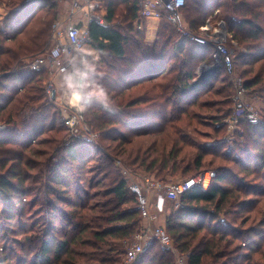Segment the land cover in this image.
<instances>
[{
	"label": "trees",
	"instance_id": "trees-1",
	"mask_svg": "<svg viewBox=\"0 0 264 264\" xmlns=\"http://www.w3.org/2000/svg\"><path fill=\"white\" fill-rule=\"evenodd\" d=\"M0 1L8 10L0 27V124L7 126L0 134V264H122L123 245L143 220L128 180L114 170L117 161L133 176L165 185L215 171L208 190L181 196L166 232L188 264H264V235L255 232L264 227V206L251 216L261 203L254 198L264 199V120L242 121L247 145L224 143L232 87L223 69L208 81L197 73L211 64L212 45L179 35L165 19L148 45L133 27L139 1L117 0L127 11L118 21L114 0H107L106 25L90 26L99 53L90 78L103 85L107 107L94 101L85 110L107 141L105 154L104 144L77 136L64 142L69 130L47 98L48 71L31 72L20 62L44 52L56 1ZM182 12L195 33L211 16L225 22L247 92L264 93V0H187ZM90 160L99 165L83 181L78 171ZM6 235L18 236L10 238L14 248ZM254 236L260 241L246 242ZM157 246L152 242L136 264H175L166 253L146 259Z\"/></svg>",
	"mask_w": 264,
	"mask_h": 264
},
{
	"label": "built area",
	"instance_id": "built-area-1",
	"mask_svg": "<svg viewBox=\"0 0 264 264\" xmlns=\"http://www.w3.org/2000/svg\"><path fill=\"white\" fill-rule=\"evenodd\" d=\"M138 1L140 6L138 23L136 24L138 31L143 32L142 22H160L165 19L179 35L190 39L200 46L212 45L215 48L212 67L223 69L227 77L230 78L231 86L234 89L232 97L234 105L233 115L231 121L227 122L229 127L233 128V125L239 121H244L251 125L259 124L261 122L259 113L247 101L248 92L244 80L241 77L235 78L234 56L227 47L230 36L225 25L223 23H218L216 26L212 25L211 16L200 32L194 34L188 29L186 22L182 18V10L186 8L187 0ZM101 2L102 0L75 1L66 18L53 22L44 52L20 61L24 64L22 68L25 70L35 73H39L42 70L48 71L50 78L45 83L48 100L59 106L62 118L70 132L73 133L76 129L83 127L90 137L92 135L85 120V110L96 99H93L91 103H85L83 110H80L74 106L64 79L61 83L56 82V80L59 77H65L66 70L72 71L75 67L86 72L90 82L102 87L101 84L90 78L93 73L92 66L99 60L96 45L91 40L90 26L93 23L102 26L106 25L105 20L97 13L101 8ZM89 47L93 48L96 54H92L89 51ZM17 70L19 68H15L12 73ZM5 130H7V126L0 124V134ZM89 140L93 142L94 139ZM123 173L125 177H128V182L130 180V189L137 196L138 208L144 220L142 230L133 237L134 244L126 247L125 262H136L142 257L151 243L156 241L162 247L177 255L178 264H188V257L181 255L177 251L173 239L165 228L156 225L157 216L152 212L150 196L156 195L159 197L155 208L157 212H162L163 203L166 200L172 201L178 206L181 196L191 189L201 187L203 190H208L216 177V172H202L193 178L172 185H165L146 174L133 179V175L128 171Z\"/></svg>",
	"mask_w": 264,
	"mask_h": 264
},
{
	"label": "rangeland",
	"instance_id": "rangeland-1",
	"mask_svg": "<svg viewBox=\"0 0 264 264\" xmlns=\"http://www.w3.org/2000/svg\"><path fill=\"white\" fill-rule=\"evenodd\" d=\"M51 1V0H50ZM52 1H56V4H57V8L55 9V11H57V13H58V16H57V20L58 19H61V18H66V16L68 15V13H69V11H70V9L72 8V5H73V3L75 2V1H77V0H52ZM80 1V0H79ZM114 3L116 4V14H117V20L118 21H121V16L123 15V14H126L127 13V11H126V6L125 5H121L120 4V2H118L117 0H114ZM6 5L3 3V1H0V27H3V25H4V20H5V18H6V16L8 15V10L6 9V7H5ZM44 6V5H43ZM101 8L98 10V15H100L101 17H102V19L103 20H105V18H106V16H107V0H102V2H101ZM47 8H48V5L46 6V10H47ZM220 15V14H219ZM182 18H183V20L186 22V24H187V26H188V29L192 32V30L190 29V26H189V23L187 22V20H186V16H185V13L184 12H182ZM56 20V19H55ZM54 20V21H55ZM53 21V22H54ZM138 23V20H137V22H135L134 23V25H133V27H134V31L135 32H138V33H142V34H144L145 35V42H146V44H148V45H151V44H153L152 43V41H151V37L150 38H147L146 37V32H147V28H148V30H150V28H149V26H147L145 23H143L142 22V25H143V32L141 31H138L137 30V27H136V24ZM212 25H214V26H216L218 23H223L224 25H225V27H226V24H225V22H223L219 17L218 18H216V19H214V16H212ZM53 24V23H52ZM52 26V25H51ZM160 26H161V23H159V24H156L154 27H155V29H156V31H158L159 30V28H160ZM227 28V27H226ZM174 29V28H173ZM175 30V29H174ZM176 31V30H175ZM176 33H178L177 31H176ZM192 33H194V34H198V33H195V32H192ZM227 47H228V49L232 52V54H233V56H234V54H235V56L236 55H238L239 53V51H237V46H235V44H233V43H230L229 41H228V43H227ZM30 58V57H29ZM99 61V60H98ZM236 62H238V60L236 61ZM96 64V63H95ZM204 65V64H203ZM200 68V67H199ZM199 68H198V70H199ZM198 70H197V72H198ZM239 70H237L236 72H235V78H238V77H240L239 76ZM99 74V73H98ZM228 80V83H230V85H231V80H230V78H228L227 79ZM100 84V83H99ZM232 87V86H231ZM102 88H103V85H102ZM232 93H231V100H232V97H233V95H234V89H233V87H232V91H231ZM96 101L97 102H100V103H102L104 106H106L107 107V100L106 101H100V100H97L96 99ZM247 101H248V103L249 104H251L252 106H254V108H255V110L259 113V115H260V118H261V122L264 120V93H258V92H255V93H248V95H247ZM232 103H233V101H232ZM234 107V105L232 104V108ZM232 115H233V113H232ZM232 115H231V117L226 121V123L227 122H229V121H231V119H232ZM86 120V119H85ZM86 123H87V127H88V129H89V131L91 132V135H92V137H90V136H88L87 135V133L85 132L86 130H84L83 129V127H81L80 129H76L73 133L72 132H70L69 131V133H68V135L67 134H65V136L67 135V137H65V139H64V142L66 141H68V139L70 140L72 137H73V135H75V134H77V135H75V136H77V137H80L81 139H83V140H87V141H90L89 139H94L93 140V142L92 141H90V142H92L93 143V145H96V148H99V146H100V144H104V146H105V148L104 149H101V150H103L102 152L103 153H107V141H103L102 139H101V137H100V134L99 133H97V129L95 128V126H90L89 124H88V122L86 121ZM228 124V123H227ZM244 123L242 124V121H239L238 123H236L235 125H233V128H231V127H229V125H228V127H227V129H226V131L223 133V141H224V143L228 146V148H233L234 147V144H240L241 146H245V145H247V141H245L243 138L241 139V135H243V134H245V127H244ZM72 136V137H71ZM87 137V138H86ZM102 140V141H101ZM199 142H206V140H199ZM68 143V142H67ZM106 144V145H105ZM235 148V147H234ZM98 156H99V154L98 153H96L95 155H94V157H93V159L92 160H96L97 158H98ZM92 160H90L89 162H87V164L84 166V168L83 169H79V171L78 172H80V173H82L83 174V181H85L87 178H89V176H90V171H92V169H94L96 166H98L99 165V162H94V161H92ZM230 165H232V164H230ZM92 168V169H91ZM115 170V172L116 171H118V172H121V174L125 177V175H124V173L123 172H125V171H128L130 174H132L131 173V171L129 170V169H127L120 161H117L116 162V169H114ZM207 171H212V170H207ZM133 175V174H132ZM141 175H144V174H140L139 176H133V179H136V177L138 178V177H140ZM127 180H128V177H125ZM186 180V179H185ZM181 181H184L183 179H178L177 181H172V182H170L169 184L170 185H172V184H175V183H178V182H181ZM104 184H107L108 185V182L107 181H104L103 182ZM129 184H130V180H129V182H128ZM169 184H167V185H169ZM35 194L36 193H32L31 195H30V198H32V197H34L35 196ZM254 200H260L261 201V203H259V204H257L256 206H254L253 207V211H252V213H251V216H252V220H254L256 217H257V214L255 213L258 209H261V208H263V206H264V199H261V198H258V197H255L254 198ZM40 204H42V199H40V201H39V205ZM38 208V207H37ZM163 208L166 210H168V216H169V214L172 212V211H174L175 209H176V205H175V203L174 202H172V201H169V200H166L164 203H163ZM154 209H152V212H153V214H157L156 216H157V220H156V225L157 226H160L159 224H161L162 222H163V220H164V218H165V215H166V213L164 212V213H162V214H159V212H157V211H153ZM155 212H157V213H155ZM28 214H29V212H28ZM31 215H28L29 217L28 218H31V217H33L34 215V213H30ZM246 216V213H241V215H240V217L242 218V217H245ZM264 217V216H263ZM263 217H258L259 219H262ZM43 218H45V217H43ZM232 219H234V216L231 218L230 217V220H232ZM39 220H41V219H39ZM143 220V219H142ZM221 220H227L226 219V217H224V216H221ZM260 221V220H259ZM143 223H144V220H143V222H142V225H143ZM250 224H252V223H250ZM4 225H1V227H3ZM255 226H257L256 227V230H255V232H256V234H259V235H264V227L263 226H260V225H255ZM237 227H238V224H237ZM9 239H7L6 240V244H8L9 246H10V248H14V247H12V239H10V238H17L18 236H16V235H6ZM253 240H255V242H259L260 241V237H256V236H254V237H249L248 238V241H246L247 243L248 242H250V241H253ZM5 240H3V241H1L0 242V244H3V242H4ZM134 244V241H133V238L131 239V240H129L125 245H123V248L125 249L127 246H132ZM2 246V245H1ZM16 250V249H15ZM165 250H166V248H164V247H162L161 245L160 246H157L156 247V249L150 254V252H148L147 251V255L149 254V256H147V258L146 259H149V258H151L152 256H153V254L154 253H158L159 252V256H163V254H165V258L167 259V258H171V259H175V264H178L177 263V255L174 253V252H171V254L170 253H167V252H165ZM152 255V256H151ZM172 255H173V257H172ZM139 260L140 259H138L136 262H133V263H126L125 262V259L123 258V261H122V264H136V263H138L139 262Z\"/></svg>",
	"mask_w": 264,
	"mask_h": 264
},
{
	"label": "clouds",
	"instance_id": "clouds-1",
	"mask_svg": "<svg viewBox=\"0 0 264 264\" xmlns=\"http://www.w3.org/2000/svg\"><path fill=\"white\" fill-rule=\"evenodd\" d=\"M87 73L79 68H73L72 71L66 70L64 82L66 88L71 94L74 106L83 110L85 103H91L93 99L100 101L107 100L105 90L94 82H90Z\"/></svg>",
	"mask_w": 264,
	"mask_h": 264
},
{
	"label": "crops",
	"instance_id": "crops-1",
	"mask_svg": "<svg viewBox=\"0 0 264 264\" xmlns=\"http://www.w3.org/2000/svg\"><path fill=\"white\" fill-rule=\"evenodd\" d=\"M143 23H145L147 26H149V28H150V30H148V28L146 29L147 30V32H146V37L147 38H150L151 39V41H152V43H154L158 38H157V31H156V29H155V25L156 24H159L160 22H157V21H149V22H143ZM89 51L92 53V54H96V51L93 49V48H91V47H89ZM206 65H208L207 63H206ZM202 66V65H201ZM209 66H212V62H211V64L209 65ZM64 79V77H59L57 80H56V82H58V83H61L62 82V80ZM150 199H151V201H152V209H154L153 211H156V204L158 203V201H159V197L158 196H156V195H151L150 196ZM166 213V215H165V218H164V220H163V222L161 223V224H159L160 226H162V227H165V225H166V220H167V217H168V210L166 209H164L163 208V210H162V212H159V214H162V213ZM155 213H157V212H155ZM157 215V214H156Z\"/></svg>",
	"mask_w": 264,
	"mask_h": 264
},
{
	"label": "water",
	"instance_id": "water-1",
	"mask_svg": "<svg viewBox=\"0 0 264 264\" xmlns=\"http://www.w3.org/2000/svg\"><path fill=\"white\" fill-rule=\"evenodd\" d=\"M220 71L217 67H212L209 65H202L198 70L199 79L201 80H210L212 76L216 75Z\"/></svg>",
	"mask_w": 264,
	"mask_h": 264
}]
</instances>
